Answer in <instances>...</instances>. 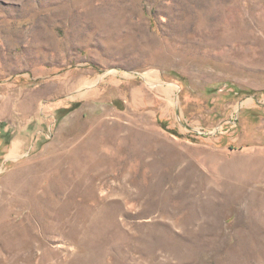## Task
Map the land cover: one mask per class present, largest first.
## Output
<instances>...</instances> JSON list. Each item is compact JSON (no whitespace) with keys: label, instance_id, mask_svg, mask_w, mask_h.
<instances>
[{"label":"rangeland","instance_id":"1","mask_svg":"<svg viewBox=\"0 0 264 264\" xmlns=\"http://www.w3.org/2000/svg\"><path fill=\"white\" fill-rule=\"evenodd\" d=\"M0 264H264V0H0Z\"/></svg>","mask_w":264,"mask_h":264}]
</instances>
